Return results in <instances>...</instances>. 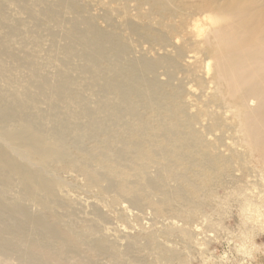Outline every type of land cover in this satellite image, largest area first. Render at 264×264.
I'll list each match as a JSON object with an SVG mask.
<instances>
[{
	"label": "bare ground",
	"instance_id": "1",
	"mask_svg": "<svg viewBox=\"0 0 264 264\" xmlns=\"http://www.w3.org/2000/svg\"><path fill=\"white\" fill-rule=\"evenodd\" d=\"M108 1L124 6L128 18L135 11L140 25L128 21L126 29L143 42L167 47L169 20H180L178 34L191 22L204 39L177 47L174 57H136L78 0H0V264H99L100 257L123 264L130 256L134 264H155L135 255L143 248L175 261L153 235L144 247L134 238L121 251L98 206L91 218L81 214L63 174L111 194L112 205L157 212L175 194L190 202L181 185L195 193L198 187L189 173L216 176L224 190L249 178L257 195L242 211L264 221V0ZM192 48L208 60L204 69L213 68L209 108L232 114L226 127L246 153H218L203 136L228 125L218 112H188L183 85L174 81L178 59ZM204 113L212 124L203 123ZM211 148L215 153L203 152ZM208 187H200L202 199L212 196ZM158 191L162 200H155Z\"/></svg>",
	"mask_w": 264,
	"mask_h": 264
},
{
	"label": "rangeland",
	"instance_id": "2",
	"mask_svg": "<svg viewBox=\"0 0 264 264\" xmlns=\"http://www.w3.org/2000/svg\"><path fill=\"white\" fill-rule=\"evenodd\" d=\"M78 2L85 7L86 16L96 18L99 29L113 30L121 34L124 41L133 49V53L136 54L133 55L136 57L145 56L156 60L160 57H174L177 47L195 46L204 39L194 30L191 22L186 23L187 32L178 34L174 27L180 26V20H169L166 21L167 28L164 33V39L169 45L163 48L143 42L138 37L132 36L126 29L128 21L140 25L135 11H129L128 18L126 16L128 10L120 3L110 4L108 0H78ZM106 18L115 28H110L111 24L106 22ZM189 52L184 59L183 57L178 59L179 70L176 72L177 76L174 81L176 85H183V100L187 104L188 112L192 114H199L200 110L218 112L217 116L220 117L221 122H226L228 125L222 124L221 128L214 130L209 136L205 135L204 129L198 127L204 131L203 136L212 144H217L218 153L229 156L233 149L246 153V149L237 147L233 143L238 140L234 139L233 131L226 127L233 123L232 114L226 112L225 116L223 109L215 106L209 108L211 105L209 102L213 100V85L210 84L213 68L204 69V64L208 60H204L197 50L194 51L192 48ZM159 73L160 81L167 82L168 77L164 71L160 70ZM203 82L206 84L204 87L201 86ZM166 90L169 91L168 88ZM201 119L206 126L213 123L206 114ZM222 136V143L217 142V138ZM203 152L215 153L213 148ZM257 162L258 157L250 164L255 166ZM193 170L199 171V168L194 167ZM189 176L193 179L194 185L198 187V191L195 193L192 188L183 185L181 187L184 188V193L188 194L191 203L183 202L175 194L173 202L169 206L160 208L159 212L150 208L142 211V209L132 207L126 201L112 205L111 194H100L97 189L86 188L84 180L73 173L63 174L62 181L69 196L77 201L83 216L91 218L92 216L89 215L91 207L98 206L107 218V223L104 225L105 233L123 252L126 251L132 239L138 238L140 245L144 247L147 244L146 239L153 235L156 244L175 255V261L170 264H264V221L254 222L250 219V215L242 211V208H247L248 199L257 195L256 190L252 193L254 190L253 183L250 182L252 179L245 178L237 187L230 185L228 190H224L216 176L209 175L206 180L193 173H189ZM207 180L208 183H206ZM166 185L172 190H177L179 186L173 180H167ZM203 186H209L208 189L212 193V196L203 198L204 200L202 199L204 190L201 189ZM155 195V200L163 199L160 191ZM200 205L203 206L200 207ZM217 207L220 209L215 210ZM33 210L37 212V209L33 208ZM262 211L264 212V208ZM135 255H138L142 261L149 259L155 264H169L159 260L156 253H150L145 248ZM98 259L99 264H107L104 258ZM123 264H134L132 256Z\"/></svg>",
	"mask_w": 264,
	"mask_h": 264
}]
</instances>
